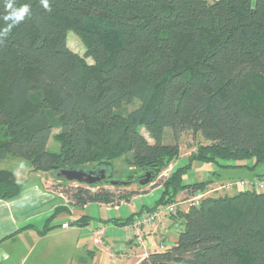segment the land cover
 <instances>
[{
	"label": "trees",
	"instance_id": "obj_1",
	"mask_svg": "<svg viewBox=\"0 0 264 264\" xmlns=\"http://www.w3.org/2000/svg\"><path fill=\"white\" fill-rule=\"evenodd\" d=\"M7 2L0 0V32ZM12 2L30 14L0 35V167L25 159L32 172L61 181L74 206H116L138 195L129 188L148 174L147 186L162 179L180 158L182 136L199 134L205 144L156 186L163 191L153 211L214 185L184 183L194 162L264 165V0H48L50 10L42 0ZM69 32L84 55L69 47ZM118 161L127 168L113 186L119 193L106 187ZM88 165L110 171L106 181L67 188L57 175ZM254 175L246 180L264 173ZM21 191L14 171L0 168V200ZM172 217L183 225L176 243L139 264H264V192L214 194Z\"/></svg>",
	"mask_w": 264,
	"mask_h": 264
},
{
	"label": "crops",
	"instance_id": "obj_2",
	"mask_svg": "<svg viewBox=\"0 0 264 264\" xmlns=\"http://www.w3.org/2000/svg\"><path fill=\"white\" fill-rule=\"evenodd\" d=\"M46 184L40 183V190L37 185L32 187L48 197L49 200L43 204L25 193L10 200H0V264H139L150 253L161 251L162 246L165 247L162 250L172 247L183 229L182 221L168 217L147 227L143 242L139 243L132 223L121 226L114 222L123 223L132 215L136 220L151 211L161 197V187L143 188L129 202L116 206L89 204L76 207L58 188L50 189ZM44 204H49L48 211L38 214L37 209ZM60 207L65 211L53 220V231L40 235L39 230L44 228L46 220ZM26 213L30 216H25ZM84 216L90 220L87 226L71 225ZM59 228L64 233L75 229L79 233L78 240L71 242L68 239L66 244L60 242L53 246L51 233L59 231ZM101 228L105 234L102 241L96 243V233ZM32 253H36L35 257ZM58 254L61 261L56 262L52 256Z\"/></svg>",
	"mask_w": 264,
	"mask_h": 264
},
{
	"label": "rangeland",
	"instance_id": "obj_3",
	"mask_svg": "<svg viewBox=\"0 0 264 264\" xmlns=\"http://www.w3.org/2000/svg\"><path fill=\"white\" fill-rule=\"evenodd\" d=\"M68 44H69V47L73 51L78 52L81 55H84L85 48H84L80 38L76 34H74L73 32H69V34H68ZM88 62H92V60L89 59ZM135 107L136 106H129V110H132ZM144 135L146 138H148V140L151 143H153V141L149 138V135L147 134L146 131H144ZM171 135H172L171 132H168V135L166 136V140H165L166 143H173ZM199 143L205 144V141L200 137L199 134L194 135V134L189 133V134L183 135L181 138V141H180V145H181L180 158H179V160L174 162L172 165H170V167L167 170H165V172L162 173V175H161L162 179H159L160 181L158 180L157 183H155V184L153 183L149 186H142V185H136V184L132 185L130 190H133V189L141 190L144 187L145 188L147 187V188H149V190H152L153 188L158 186V184L163 182L164 178L169 177V175L173 172V170L176 167H179V166L182 167L188 163L189 155L196 151ZM49 149L51 151H58L59 146L57 143H55L51 140L49 143ZM93 167H94L93 165L92 166L88 165V166H85L81 170H84V171L88 170L85 172L89 173V172H92L89 170L93 169ZM0 168L9 169V170L14 171V173L16 174V177L18 179V182L22 186L21 195H23L24 193L28 194L29 196L34 197V198H32L34 201H42L40 204H43L44 201H47L49 199H48V197L43 196V194L41 195L40 191H36L35 189H33L32 187L34 185L39 186V190H40V183H42L44 185H45V183H47L46 185H48L50 187V189L51 188L52 189L58 188L57 190L60 193L63 192L64 189H66V187L54 186L55 184L57 185V184H60L62 182L57 180L51 173L32 172L30 169L28 161L25 159L10 157L2 163ZM126 169L127 168L122 161L116 162L114 167H113L114 180L119 181V180L124 179L126 176V172H127ZM100 170L93 171V172L98 173ZM124 171H125V173H124ZM261 173H264V165L258 166L255 170H248V169H226V168H221L220 166H218L214 163L194 162L192 164L191 169L185 173L183 179H184L185 184H193L195 182H201V181H205V180H214L216 182L212 183V184H214L213 186L219 187L226 182L237 181V180H246V179H249L248 177H254L255 176L254 174H261ZM109 174H110V171H106L107 177ZM239 177H242V178H239ZM52 184H54V185H52ZM74 186H77V184L70 182L67 188L74 187ZM106 187L112 191L117 192V193L125 192L124 188H120L119 190H116L113 186H110V185H108ZM234 192L235 191H233L232 193H234ZM190 195L191 194L183 192V193H180L179 196H177L175 202L182 203V205L179 207L178 211H185L188 209L189 204L186 203L185 200ZM53 202H56V201H53ZM49 204L47 206L45 204L43 206H39V208L37 209L38 214L46 213L48 211ZM35 213H36V211L33 212V214H35ZM24 215L26 216L29 214L26 213ZM163 219H165V218H161L158 222H160ZM94 226H95V224H94ZM60 228H59V231L51 233L50 241L53 240V242H52L53 246H55V244L59 245L60 242H63L64 244H66L68 239L71 242H72V240H78L79 233L75 229H74V231H72L70 233H64L65 231H60ZM99 230H103L104 234H105V230L103 228H101ZM51 231H53V230H51ZM49 232L47 233V235L49 234ZM96 234H97L96 240H99V238L104 235V234L100 235L101 233L99 234V232H97ZM96 240H95V242H96ZM162 249L163 248L161 247V250ZM33 252H35V251H33ZM32 255L35 257L36 253H32ZM52 258L56 262L61 261V257L59 254L56 256H52ZM48 260H50V259H47V261ZM29 261H31V257H30ZM29 261H28V263H29ZM45 261L42 263H45Z\"/></svg>",
	"mask_w": 264,
	"mask_h": 264
},
{
	"label": "built area",
	"instance_id": "obj_4",
	"mask_svg": "<svg viewBox=\"0 0 264 264\" xmlns=\"http://www.w3.org/2000/svg\"><path fill=\"white\" fill-rule=\"evenodd\" d=\"M233 191H256L257 193L264 192V176L254 178L253 180H237L230 181L222 184L219 187L209 186L205 191H198L196 193H192L185 202L188 203V211L192 206H199L201 202L214 194L219 193H230ZM182 203H171L167 205L159 206L151 212L145 213L142 216L138 217L132 224V228L136 231V236L138 238V242H143L144 230L147 227H150L157 223L161 218H167L174 216ZM100 235L104 234L103 230L98 231ZM102 241L101 237L99 240H96L97 243ZM164 249L165 247L162 246Z\"/></svg>",
	"mask_w": 264,
	"mask_h": 264
},
{
	"label": "water",
	"instance_id": "obj_5",
	"mask_svg": "<svg viewBox=\"0 0 264 264\" xmlns=\"http://www.w3.org/2000/svg\"><path fill=\"white\" fill-rule=\"evenodd\" d=\"M58 177H62L68 182L85 184V185H95L100 184L102 181H105L107 178L106 170L102 169L98 173L96 172H85L80 169H70V170H62L59 172ZM151 183L150 175L140 182V185L147 186ZM121 183L119 181H111L112 186H118Z\"/></svg>",
	"mask_w": 264,
	"mask_h": 264
},
{
	"label": "clouds",
	"instance_id": "obj_6",
	"mask_svg": "<svg viewBox=\"0 0 264 264\" xmlns=\"http://www.w3.org/2000/svg\"><path fill=\"white\" fill-rule=\"evenodd\" d=\"M45 9H49L48 0H42ZM6 10H10L7 15L3 16V20L7 23V26L3 28L0 35L6 36L12 29V27L25 19L26 15L30 14L29 5H23L19 8L13 6L12 0H8L5 5ZM10 22V23H8Z\"/></svg>",
	"mask_w": 264,
	"mask_h": 264
},
{
	"label": "flooded vegetation",
	"instance_id": "obj_7",
	"mask_svg": "<svg viewBox=\"0 0 264 264\" xmlns=\"http://www.w3.org/2000/svg\"><path fill=\"white\" fill-rule=\"evenodd\" d=\"M106 181V180H105Z\"/></svg>",
	"mask_w": 264,
	"mask_h": 264
}]
</instances>
